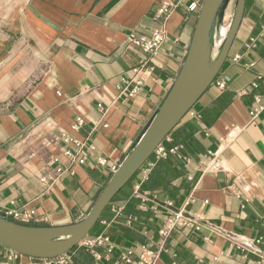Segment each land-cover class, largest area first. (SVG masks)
Wrapping results in <instances>:
<instances>
[{
    "label": "crops",
    "instance_id": "crops-1",
    "mask_svg": "<svg viewBox=\"0 0 264 264\" xmlns=\"http://www.w3.org/2000/svg\"><path fill=\"white\" fill-rule=\"evenodd\" d=\"M202 1H18V9L0 21V212L33 211L32 220L20 222L63 225L91 209L179 74ZM164 2L172 5L160 16ZM161 27L167 40L157 56L128 42L132 33L149 35ZM263 29L264 0H247L220 71L228 89L212 84L194 106L197 115L187 114L177 126L183 128L181 138L171 133L164 142L182 148L181 156L162 159L165 169L157 168L163 183L144 189L147 179L139 170L85 238L104 233L114 250L98 248L102 259L85 263L88 250L80 243L71 250L73 264H113L128 249L135 251L131 264H138L141 247L162 240L158 231L167 213L154 200L172 201L206 222L200 230L175 229L161 264H264L240 245L264 235V111L254 121L249 117L257 95L264 105ZM144 61L152 71L140 93L126 99L119 86ZM78 116L85 125L76 130ZM235 126L242 130L226 144L224 137ZM62 131L89 138L109 164L101 168L92 159L48 188L41 177L62 152V144L53 141ZM219 151L224 167L205 170L208 154ZM136 185L144 199L135 196ZM5 249L0 245V252Z\"/></svg>",
    "mask_w": 264,
    "mask_h": 264
},
{
    "label": "water",
    "instance_id": "water-1",
    "mask_svg": "<svg viewBox=\"0 0 264 264\" xmlns=\"http://www.w3.org/2000/svg\"><path fill=\"white\" fill-rule=\"evenodd\" d=\"M246 2L202 1L186 58L167 96L82 218L63 225H33L0 213V245L35 258H54L78 246L100 221L116 195L152 157L158 145L180 124L220 74L242 24Z\"/></svg>",
    "mask_w": 264,
    "mask_h": 264
},
{
    "label": "built area",
    "instance_id": "built-area-1",
    "mask_svg": "<svg viewBox=\"0 0 264 264\" xmlns=\"http://www.w3.org/2000/svg\"><path fill=\"white\" fill-rule=\"evenodd\" d=\"M171 5L172 4L169 2H164L160 6L158 14L160 16L166 15L170 10ZM193 8H195V6ZM166 40L167 32L164 27L154 29L149 35L132 33L128 36L129 43L139 47L150 57L157 56L163 50V45ZM151 71L152 67L149 66L148 61H144L138 66H135L133 68L132 76L123 79L122 84L119 86L120 94L125 96L126 99L137 96L146 81L147 75ZM213 85H215L219 91H225L228 89L227 79L221 77L220 74L213 82ZM253 86L256 87L257 84L254 83ZM255 100L257 103L256 106L249 111L250 121L256 120L264 111L261 97L257 95ZM99 108L104 112L106 111L102 104H99ZM188 114L195 117L197 112L193 107ZM84 125V118L78 116L75 119L73 127L74 129L79 130ZM241 130L242 128L238 126L230 129L229 133L224 137V142L228 144L230 141H233ZM169 136L158 145L152 157L140 169L142 170L145 179L148 178L157 161L166 159L171 155L181 156L180 149L182 146H174L172 148L166 147L164 142L170 139ZM53 141L61 143L63 148L61 154L52 157L51 164H53V168L49 174L41 177V183L48 188L61 180L65 174L72 173L75 166L83 165L92 159L94 164L101 168H105L109 164V160L106 157L97 154V146L91 142L89 138H78L62 131L55 139H53ZM220 154V151L216 153L210 152V154H208L205 170L209 168L220 170L224 167L220 161ZM62 158L65 159V162H62ZM115 169L116 166L114 170ZM134 194L139 198H145L140 185H136ZM154 201L157 207L164 209V212L167 213V218L158 231L162 240L159 243L151 241L149 244L143 245L138 253V264H161L162 253L168 251L166 240L175 229L189 227L194 230H200L206 224L205 219L201 215H189L184 209L175 208L172 201ZM119 212L120 210H116V214H119ZM0 213L19 222L22 220L29 221L33 219V211L28 210L20 211L18 209H6ZM102 222L107 224L106 221ZM81 244L93 255L96 261L102 259L101 254L98 252V248L106 247L108 252H112L115 248V244L111 237L104 233L93 238L84 239ZM240 245L245 250L257 254L261 260H264V235L258 237L254 242H241ZM134 253L135 251L133 249L125 250L113 264H131L132 255ZM24 257L29 259V264H73L71 251L54 258H35L25 256L7 248L5 251L0 252V264H23L22 259Z\"/></svg>",
    "mask_w": 264,
    "mask_h": 264
},
{
    "label": "trees",
    "instance_id": "trees-1",
    "mask_svg": "<svg viewBox=\"0 0 264 264\" xmlns=\"http://www.w3.org/2000/svg\"><path fill=\"white\" fill-rule=\"evenodd\" d=\"M183 132V128H175L172 132V135L175 137L176 140H179V138H181ZM165 164H163L162 160H159L156 162L155 166L153 167L151 173L149 174L147 180L144 182L143 188L147 189V190H153L156 189L159 185H161L162 179H163V171L159 172L157 171V168L160 169H165ZM160 167V168H159ZM84 262L85 263H93L94 259H93V255L88 252L84 254Z\"/></svg>",
    "mask_w": 264,
    "mask_h": 264
},
{
    "label": "rangeland",
    "instance_id": "rangeland-1",
    "mask_svg": "<svg viewBox=\"0 0 264 264\" xmlns=\"http://www.w3.org/2000/svg\"><path fill=\"white\" fill-rule=\"evenodd\" d=\"M18 1L22 2L23 0H0V21H2L5 15L9 14L14 9H18ZM230 14L231 12H229V16ZM96 227L97 225L94 228Z\"/></svg>",
    "mask_w": 264,
    "mask_h": 264
}]
</instances>
